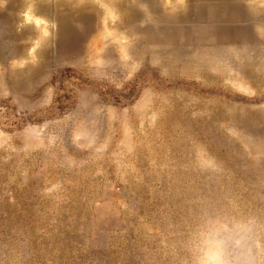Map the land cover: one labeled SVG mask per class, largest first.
I'll return each instance as SVG.
<instances>
[{"label": "rangeland", "instance_id": "374dc122", "mask_svg": "<svg viewBox=\"0 0 264 264\" xmlns=\"http://www.w3.org/2000/svg\"><path fill=\"white\" fill-rule=\"evenodd\" d=\"M73 1L0 0V264H264V0Z\"/></svg>", "mask_w": 264, "mask_h": 264}, {"label": "clouds", "instance_id": "9594fccd", "mask_svg": "<svg viewBox=\"0 0 264 264\" xmlns=\"http://www.w3.org/2000/svg\"><path fill=\"white\" fill-rule=\"evenodd\" d=\"M248 242L245 230L208 218L189 239L190 264H252L243 255Z\"/></svg>", "mask_w": 264, "mask_h": 264}, {"label": "bare ground", "instance_id": "6f19581e", "mask_svg": "<svg viewBox=\"0 0 264 264\" xmlns=\"http://www.w3.org/2000/svg\"><path fill=\"white\" fill-rule=\"evenodd\" d=\"M82 1H85V0H82ZM103 2H104V4L106 3V4H114L115 6L117 5V8H119V9H121V7H119L118 5H120V3H119V1L118 0H102ZM41 2V1H40ZM73 2H75V4L74 3H72L71 2V4H70V2L69 3H67L66 5H68V7L69 8H71V9H74L76 12H79V14H80V18H79V20L80 21H83V20H85L87 17L85 16V15H87L86 14V11H85V7L83 6L84 4L81 2L80 3V0H75V1H73ZM78 2V3H77ZM254 2V1H253ZM39 4V3H38ZM88 4V3H87ZM10 5V4H9ZM11 6V5H10ZM36 6V5H35ZM44 6V5H43ZM59 7H61V1H60V3H59ZM90 7V6H89ZM114 7V6H113ZM202 7H206V8H208V9H210L211 7H212V5L211 4H209V5H204V6H202ZM251 7V6H250ZM115 8V7H114ZM253 8V7H252ZM256 8H258V7H256ZM256 8H253V9H251V10H253L252 12H251V18H253V20L255 19V20H259L258 18H260L261 20H263L264 21V10H258V9H256ZM261 8V7H260ZM37 10H40L39 8H37ZM90 11V10H89ZM195 11V10H194ZM196 12V11H195ZM200 13H202V12H204L203 11V9L201 8V10L199 11ZM227 12V11H226ZM33 13V12H32ZM43 13V12H42ZM85 14V15H84ZM226 15V14H225ZM243 15V14H242ZM129 17V16H128ZM239 18H240V15L238 16ZM133 18V17H132ZM233 18V17H232ZM6 20V19H5ZM67 32V31H66ZM248 49V48H247ZM245 50V49H244ZM251 61V60H250Z\"/></svg>", "mask_w": 264, "mask_h": 264}, {"label": "crops", "instance_id": "0c3cea01", "mask_svg": "<svg viewBox=\"0 0 264 264\" xmlns=\"http://www.w3.org/2000/svg\"><path fill=\"white\" fill-rule=\"evenodd\" d=\"M207 1H209V0H207ZM206 4H207V3H206ZM210 4H215V5H218V6H219V5H221V4H218V3H213V2H212V3H210Z\"/></svg>", "mask_w": 264, "mask_h": 264}]
</instances>
